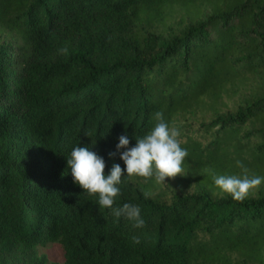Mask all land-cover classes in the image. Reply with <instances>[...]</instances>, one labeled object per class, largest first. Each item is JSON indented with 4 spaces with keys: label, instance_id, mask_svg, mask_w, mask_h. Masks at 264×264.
<instances>
[{
    "label": "trees",
    "instance_id": "1",
    "mask_svg": "<svg viewBox=\"0 0 264 264\" xmlns=\"http://www.w3.org/2000/svg\"><path fill=\"white\" fill-rule=\"evenodd\" d=\"M0 31L22 42L15 58L0 49V254L264 264V180L243 200L213 182L242 175L237 160L264 178V0H0ZM157 112L188 154L156 190L121 177L114 207H140L134 228L73 183L66 157L88 145L123 172L117 138L132 146Z\"/></svg>",
    "mask_w": 264,
    "mask_h": 264
},
{
    "label": "clouds",
    "instance_id": "2",
    "mask_svg": "<svg viewBox=\"0 0 264 264\" xmlns=\"http://www.w3.org/2000/svg\"><path fill=\"white\" fill-rule=\"evenodd\" d=\"M66 52L67 49H60ZM157 123L142 137L135 139L129 147L127 135H120L115 144V151L109 157L118 154L121 165L112 163L105 173V160L88 145L74 146L66 157V166L72 181L88 195H96V205L109 209L116 218L123 217L132 227L143 228L145 220L141 216V209L136 204L123 203L114 207L115 198L120 193L118 187L123 175L154 177L157 183H164L165 178L177 175L183 176L182 162L187 156V150L180 146L177 139L179 131L170 128L164 122L161 113H156ZM237 167L242 170V175H213L214 184L234 200H243L250 189L256 188L264 178L247 175V169L237 160ZM134 243L139 241L134 237Z\"/></svg>",
    "mask_w": 264,
    "mask_h": 264
},
{
    "label": "rangeland",
    "instance_id": "3",
    "mask_svg": "<svg viewBox=\"0 0 264 264\" xmlns=\"http://www.w3.org/2000/svg\"><path fill=\"white\" fill-rule=\"evenodd\" d=\"M173 28V27H172ZM168 34H165V39ZM22 47L20 38L15 34H9L0 31V49L7 51V53L15 58ZM199 116H190L187 118L188 123H194ZM178 121H182L179 119ZM190 127H196L197 124H189ZM164 183H155L153 190H156ZM34 260L42 262V264H64V254L62 247L58 244H51L46 247H35L30 253L23 250L21 247L9 255L0 254V264H34Z\"/></svg>",
    "mask_w": 264,
    "mask_h": 264
}]
</instances>
